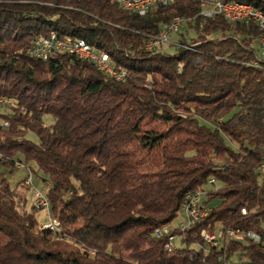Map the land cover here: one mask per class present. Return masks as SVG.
I'll use <instances>...</instances> for the list:
<instances>
[{
  "label": "trees",
  "instance_id": "1",
  "mask_svg": "<svg viewBox=\"0 0 264 264\" xmlns=\"http://www.w3.org/2000/svg\"><path fill=\"white\" fill-rule=\"evenodd\" d=\"M218 2L264 14V0H171L145 17L114 0H0V98L12 101L0 108V264H264V243L201 237L219 228L264 242V63L247 67L264 29L205 18ZM176 18L177 41L147 52ZM51 35L107 54L125 82L74 56L18 54ZM17 165L48 187L62 240L11 188ZM199 193L209 214L176 230L168 255L155 232Z\"/></svg>",
  "mask_w": 264,
  "mask_h": 264
},
{
  "label": "built area",
  "instance_id": "2",
  "mask_svg": "<svg viewBox=\"0 0 264 264\" xmlns=\"http://www.w3.org/2000/svg\"><path fill=\"white\" fill-rule=\"evenodd\" d=\"M122 9L128 12L139 11L141 8H157L159 6H167L170 4L171 0H114ZM221 12H228L229 15L234 16L235 18H243L246 20L249 19H258V24L260 21H264V14L259 12H250V11H242L236 9V7H232L229 5H224L220 2L213 3L211 6V10L203 13L202 15L205 18H211L213 15L220 16ZM184 21L181 19L180 22L173 24L172 27H163L160 31L159 35L153 38L148 45L146 46L147 52H152L155 48L161 44H172L170 40V35L178 33L183 25ZM174 44V43H173ZM251 45L257 51V58L248 63L247 67L253 69H262L264 63V41L263 40H251ZM19 55L25 54L30 59L40 61V62H48L56 58L58 55L65 56H74L81 61L88 62L94 65L98 71L108 76L109 78L119 82H125V74H119L114 69V64L112 60L104 59L101 54L97 51H92L90 49H86L80 47L77 42L72 41H62L58 39L55 35H51L50 38L47 39H37L31 47H29L25 51H20ZM12 101L0 98V108L11 106ZM5 128H8L7 124H4ZM0 161L4 162L5 158L0 155ZM17 169L24 170V166L17 165ZM259 177L264 179V158L261 162V165L257 171ZM25 185L29 188H33L32 184V175L29 174L28 179L26 180ZM209 186L211 189L216 190V182L210 181ZM34 203L33 207L38 211H43L48 215V223L42 226H39V230L41 232L48 231L50 232L56 240H62L61 235V227L54 215L50 212V205L47 197L40 193L37 190H34ZM206 193H199L196 196L189 197L188 204L183 208L181 215L184 217V221L181 222L177 227L173 226H165L158 230V233H155V237L157 239H165L166 246L165 251L169 252L170 246H177V237L175 235V231L185 232L197 224L202 223L208 216L209 211L207 209L201 208V203L205 198ZM243 216H246V212H242ZM202 239L205 241L207 245H210L214 248L221 247L228 241H235L241 245H247L248 240L253 245L263 244V240L261 237L251 234V235H243L239 231L229 230L227 232L221 231V229L217 228L213 231L209 228L206 231L201 233ZM70 245H73L71 241H67Z\"/></svg>",
  "mask_w": 264,
  "mask_h": 264
},
{
  "label": "rangeland",
  "instance_id": "3",
  "mask_svg": "<svg viewBox=\"0 0 264 264\" xmlns=\"http://www.w3.org/2000/svg\"><path fill=\"white\" fill-rule=\"evenodd\" d=\"M172 35H170L171 42H176L177 35L176 36L174 35L172 36ZM27 177H28V172L26 170H19L15 172L12 176H9L8 181L12 189L19 190L24 194V196L26 197V201H27V210H31V207L35 200L34 194H33L34 190L39 191L43 195H46L48 192V187L42 184L39 179L32 176L33 188H28V187L23 188L22 187L23 181ZM38 220H39V226L45 225L48 223V215L45 212L40 211L38 215ZM183 221H184V217L180 215L179 219L175 222L173 226L177 227ZM263 230H264V226H263Z\"/></svg>",
  "mask_w": 264,
  "mask_h": 264
},
{
  "label": "bare ground",
  "instance_id": "4",
  "mask_svg": "<svg viewBox=\"0 0 264 264\" xmlns=\"http://www.w3.org/2000/svg\"><path fill=\"white\" fill-rule=\"evenodd\" d=\"M224 5H229V6H232V7H236V9L242 10V11H250V12L262 13L261 11H259L258 9H256L255 7H253L251 5H246V4H241V3H229V4H224ZM153 9H155V8H141V9H139V11L129 12V13H131L133 15H138L140 17H145L149 13V11H151ZM220 17L223 18L224 20L229 21V22L234 23V24H237V23L238 24H252V25H254V26L258 27V28L264 29V21H260V24H258V19L246 20V19H243V18H235L234 16L229 15L228 12H221L220 13ZM180 21H181V18H176L170 25L164 26V27H172L173 24H176V23H178ZM252 40H255V39H252ZM256 40H263L264 41V37L258 38ZM75 42H77L80 45V47H83V48H86V49H90L92 51H96L93 48H91L84 41L78 40V41H75ZM97 52H99V51H97ZM99 54H101V56L104 59L111 60L107 54L100 53V52H99ZM155 233H158V230ZM66 243L70 244L67 241H66ZM176 250H177V246H170L169 247V252H166V253L168 255H172V254H174L176 252Z\"/></svg>",
  "mask_w": 264,
  "mask_h": 264
},
{
  "label": "crops",
  "instance_id": "5",
  "mask_svg": "<svg viewBox=\"0 0 264 264\" xmlns=\"http://www.w3.org/2000/svg\"><path fill=\"white\" fill-rule=\"evenodd\" d=\"M23 188H25L24 186H22ZM174 227V226H173Z\"/></svg>",
  "mask_w": 264,
  "mask_h": 264
}]
</instances>
